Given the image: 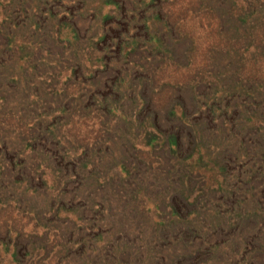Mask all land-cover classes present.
<instances>
[{
  "label": "trees",
  "instance_id": "obj_1",
  "mask_svg": "<svg viewBox=\"0 0 264 264\" xmlns=\"http://www.w3.org/2000/svg\"><path fill=\"white\" fill-rule=\"evenodd\" d=\"M33 76L75 101L78 126L15 110ZM1 114L0 216L34 172L50 190L31 233L0 224V264H230L237 238L264 248V0H0Z\"/></svg>",
  "mask_w": 264,
  "mask_h": 264
},
{
  "label": "rangeland",
  "instance_id": "obj_2",
  "mask_svg": "<svg viewBox=\"0 0 264 264\" xmlns=\"http://www.w3.org/2000/svg\"><path fill=\"white\" fill-rule=\"evenodd\" d=\"M79 0H74L75 5L77 6ZM89 5H95L94 3H89ZM108 8L105 7L106 11ZM199 32H197L195 34V38H197L199 35ZM57 51V48L55 46V50ZM45 60H47V58L44 57ZM57 59H52L49 60L48 62L51 63V65H54V68L57 70L59 68V64H56ZM201 61L202 58H196L194 60V66L197 67V65H201ZM193 69V66L192 68ZM193 72V71H191ZM66 73V72H63ZM40 74V73H39ZM52 73H49L48 76H44L46 81L51 85L54 86L55 84H59L63 83L64 80V75H54ZM24 83V82H23ZM43 81L40 79V77L37 76H33L30 78V80L24 85L23 90L19 91V95L22 94L20 101H17L16 103H14L15 106V110L17 108V103H19L20 105H25V106H31V110L35 109L36 107L38 109H45V112H48L50 109L51 111H53L52 115H60V116H64L66 117V119H69L71 121L74 122L73 125H79V123L84 119H82V115L79 114H75L74 113V109L76 105L74 100L69 99V102H64L62 105L59 106V103L57 102L56 98L54 97L55 95H48L45 96L42 94V87H43ZM45 87V86H44ZM46 88V87H45ZM40 96H44L45 97V103H40ZM7 105V104H6ZM9 105V104H8ZM35 107V108H32ZM59 106V107H58ZM61 106H66L65 110L61 109ZM260 104L257 106L259 107ZM252 109H255L254 107H252ZM2 112V111H1ZM5 114H1L0 115V121H3V116ZM33 123H38L39 122V118L37 116V114H32L28 116ZM53 117V116H51ZM81 118V119H80ZM6 121L9 122V120L7 119V117H5ZM4 122V121H3ZM256 168L261 169V166L259 164H257L255 166ZM148 170L147 167H144L142 170ZM238 169V167L236 168ZM141 170V172H142ZM140 171L136 174V177H140V175H142ZM35 176V181L34 184L36 186V190H27L25 187V183H22L21 186H19L18 192H16V197L15 199L18 201L20 200L19 203V209H15L16 207H14V209H10V207H8L7 209L4 210L2 216H0V224H1V228H5V229H10L11 231H14V229H18V230H22L26 233H31L34 230V225H35V221H34V217L30 216V218L26 217V215L30 214L33 215L34 214V204L38 205V210L41 209L44 205L42 204V200L44 199V195L41 194L43 192L47 193L49 192L50 188V184L49 182L44 183L43 182V177L40 173H38L37 171L33 173ZM143 178L146 177V172L145 175L142 176ZM45 187H48L47 190H45ZM13 193V192H12ZM2 193H0L1 196ZM86 194V193H85ZM15 201L13 200H9L8 202H10V204H13ZM7 202V203H8ZM147 207H151L149 205H147ZM26 214V215H25ZM29 216V215H28ZM44 225V227H39L40 229H47L49 228L50 224H42ZM4 230V229H1ZM42 231V230H40ZM246 236L245 237H240L237 238V240H235V242L233 243V248L235 249L237 246H239V254L236 256H233V254L230 252V250H228L230 252V254H228L229 256V261L230 264H235L237 261H241V263H237V264H264V248L263 249H256L255 250V246H254V242L249 243V245L246 244ZM261 241H264V233H262L260 235ZM4 246H1V252H4ZM226 249H224V252ZM257 255V257H256ZM227 262H229L228 260H226ZM229 264V263H228Z\"/></svg>",
  "mask_w": 264,
  "mask_h": 264
}]
</instances>
